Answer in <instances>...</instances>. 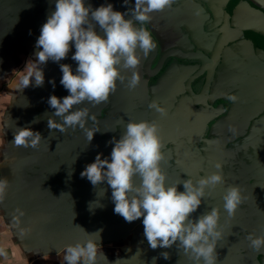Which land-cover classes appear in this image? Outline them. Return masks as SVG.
Instances as JSON below:
<instances>
[{
    "label": "crops",
    "instance_id": "crops-1",
    "mask_svg": "<svg viewBox=\"0 0 264 264\" xmlns=\"http://www.w3.org/2000/svg\"><path fill=\"white\" fill-rule=\"evenodd\" d=\"M85 2L93 8L111 3L118 10L120 0ZM227 2L175 0L171 8L152 13L146 25L162 48L185 49L192 47L191 41L204 45L202 42H211L214 36L204 34L206 14L202 3L212 11L215 25ZM132 5L134 0H129L127 12ZM54 10L55 0H0V179L9 180L7 195L0 201V249L7 254L0 255V264H62L67 245L86 241L87 233L97 232V242L106 259L98 255L96 264H195L176 244L152 249L144 236L143 217L127 222L114 212L107 181L93 186L81 177L98 154L110 158L113 137L118 140L122 136L129 120L159 122L165 153L161 164L168 184L190 177L198 181L218 171L217 161L223 162L224 183L209 189L211 194L202 198L192 217L220 206L223 238L216 248L217 264H264V248L253 250L247 239L250 233L264 235V60L254 54L252 44L239 40L222 54L211 92L222 94L220 88L225 83L229 85L228 94L237 95L238 100L225 116L211 124V137L201 147L189 143L204 135L213 113L179 96L185 73L194 67L174 62L150 85L142 70L145 59L138 68L141 82L134 90L127 87L131 70H125V80L118 81L108 102L94 107L88 102L74 106L73 110L88 107L90 115L96 114L97 122L89 120L86 127L100 130L89 143L79 127L61 132L49 129L47 124L55 112L48 104L49 97L69 94L60 83V64L71 65L75 72L78 65L72 60L74 44L67 58L59 62L50 59L40 66L45 76L42 86H35L33 80L27 88L18 89L26 74L22 70L29 61L36 60L39 49L35 45L42 25ZM231 24L264 38V0H240L233 9ZM183 27L192 32L193 39H188ZM96 30L101 31L98 25ZM154 100L168 108L167 116L149 108ZM20 127L41 133L37 148L13 145ZM230 142L225 149L224 144ZM233 184L241 187L245 199L236 215L229 217L223 195ZM178 190H184L182 183ZM92 203L94 208H90ZM165 251L170 259L160 255Z\"/></svg>",
    "mask_w": 264,
    "mask_h": 264
},
{
    "label": "clouds",
    "instance_id": "clouds-1",
    "mask_svg": "<svg viewBox=\"0 0 264 264\" xmlns=\"http://www.w3.org/2000/svg\"><path fill=\"white\" fill-rule=\"evenodd\" d=\"M124 3L128 5V0ZM174 3L175 0H134L128 12H121L111 3L93 8L85 0H55V10L42 25L35 45L39 49L35 53L36 60L29 61L22 70L26 74L21 77L18 89L27 88L33 80L35 86H42L45 76L40 66L50 59L59 62L67 58L74 44L72 60L78 65L75 72L71 65L60 64L63 74L60 83L69 94L63 98L54 94L49 97L48 104L55 112L47 124L49 129L61 132L79 127L90 143L100 128H89L86 124L89 120L96 123V114L90 115L88 107L73 110L74 106L88 102L94 107L108 102L117 90L118 81L125 80L122 74L125 70H131L127 78L129 89L134 90L140 84L138 68L142 59L156 48L144 25L151 21L152 13L171 8ZM97 25L100 32L96 30ZM228 99L236 102L238 96L229 94ZM149 108L161 116L168 115V108L159 101H152ZM54 117L61 119L57 121ZM41 140L40 132L20 127L15 132L13 145L37 148ZM113 141L110 158L98 154L81 172V177H86L93 186L107 181L112 189L114 212L127 222L143 217L144 236L152 249L176 244L195 264H217L216 248L223 238L220 206L212 207L198 218H193L192 214L200 207L202 198L211 194L209 189L224 183L223 162L217 161L218 171L198 181L190 177L168 184L161 164L165 153L158 121L129 120L122 136L118 140L113 137ZM181 183L183 191L178 190ZM8 190L9 180L0 179V201L5 199ZM244 199L238 184L227 187L223 207L229 217L236 215ZM96 206L102 205L96 203ZM90 208H94L93 203ZM18 211L24 215L22 210ZM87 234L86 241L65 247L62 264H96L98 255L104 256L97 242L99 233ZM247 239L253 250L264 248V235L250 233ZM0 255L7 254L0 249ZM160 255L170 259L167 251Z\"/></svg>",
    "mask_w": 264,
    "mask_h": 264
},
{
    "label": "flooded vegetation",
    "instance_id": "flooded-vegetation-1",
    "mask_svg": "<svg viewBox=\"0 0 264 264\" xmlns=\"http://www.w3.org/2000/svg\"><path fill=\"white\" fill-rule=\"evenodd\" d=\"M193 1L198 2V0ZM239 2L240 0H228L224 6L220 22L215 25L212 11L209 6L202 3L206 14L203 20L204 34L210 37L214 36V40L211 42H202L204 45H197L191 41L192 47L185 49L178 46L162 48L157 36L151 34L156 48L145 59L142 68L148 79V84H154L160 75L174 62L185 67H194L192 71L185 73L186 78L183 80L182 93L179 96H186L190 99L193 106L202 107L213 113L208 121L204 135L198 140L191 141L189 145L195 143L198 147H201L203 141L211 137V124L225 116L233 103L228 99V84L224 83V86L220 88L222 94L216 95V93L211 92L213 91V81L218 73L222 54L226 47L239 40H248L253 46L254 54L260 60H264V38L262 35L253 30L236 28L231 24L233 9ZM120 3L121 0L118 7ZM126 10L127 4L125 12H127ZM144 26L147 28L146 24ZM182 29L188 35L189 40L194 38L192 32L187 28L183 27ZM232 142L225 143L223 147L227 149V146L231 145ZM171 146H167V148Z\"/></svg>",
    "mask_w": 264,
    "mask_h": 264
},
{
    "label": "water",
    "instance_id": "water-1",
    "mask_svg": "<svg viewBox=\"0 0 264 264\" xmlns=\"http://www.w3.org/2000/svg\"><path fill=\"white\" fill-rule=\"evenodd\" d=\"M125 7H126V4L124 3V0H121L118 10L121 12H125Z\"/></svg>",
    "mask_w": 264,
    "mask_h": 264
}]
</instances>
